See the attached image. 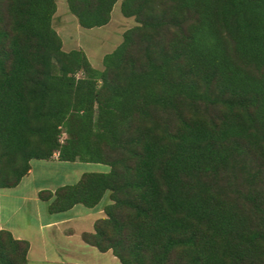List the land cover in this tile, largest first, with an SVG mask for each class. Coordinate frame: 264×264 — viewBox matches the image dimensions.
<instances>
[{
	"label": "trees",
	"instance_id": "1",
	"mask_svg": "<svg viewBox=\"0 0 264 264\" xmlns=\"http://www.w3.org/2000/svg\"><path fill=\"white\" fill-rule=\"evenodd\" d=\"M133 17L94 67L56 0H0V188L32 159L96 162L45 189L103 205L82 239L120 264H264V0H66L83 28ZM0 229V264H29Z\"/></svg>",
	"mask_w": 264,
	"mask_h": 264
},
{
	"label": "rangeland",
	"instance_id": "2",
	"mask_svg": "<svg viewBox=\"0 0 264 264\" xmlns=\"http://www.w3.org/2000/svg\"><path fill=\"white\" fill-rule=\"evenodd\" d=\"M57 11L54 15L53 24L58 33L61 35L63 42V49L70 50L74 48L82 49L88 56L91 64L98 68H102V58L104 54L112 51L122 39V33L128 27L134 25L136 22L133 17H126L120 11V2L115 3L111 11L110 21L99 27L83 28L81 27L75 16L68 11L66 0H56ZM32 173L24 180L25 185L31 187L32 185L55 184L60 178L69 175V182L78 180L81 173L86 171H106L109 169L108 165L96 162L84 161H48L44 159H32L31 162ZM67 173V174H66ZM106 194L102 200V204L108 199ZM21 199L1 200L6 209L3 213H7L9 209L17 210L14 218L26 215L35 226L37 215L46 217H56L58 214L50 215L45 212L44 204L41 205L40 210L36 212L32 205L21 203ZM21 204V205H20ZM20 208L18 209V207ZM86 209L84 205L76 206L75 210ZM37 226L31 228L30 238H35L37 242L42 239V233H47L48 229L38 231ZM48 249V247L46 248ZM88 250L70 253L65 250H57L54 252L51 248L47 253L36 252L34 256L30 257L29 264H120L119 260L112 254V252H101L96 248L88 246Z\"/></svg>",
	"mask_w": 264,
	"mask_h": 264
},
{
	"label": "crops",
	"instance_id": "3",
	"mask_svg": "<svg viewBox=\"0 0 264 264\" xmlns=\"http://www.w3.org/2000/svg\"><path fill=\"white\" fill-rule=\"evenodd\" d=\"M48 161H60L57 159V156L54 155ZM76 162V161H74ZM32 173V167L25 174L20 182L13 187L0 188V199L1 200H11V199H21V203L29 204L33 206V209L40 210L41 205L44 204L45 212H48L50 215L58 214L56 217H46L37 215L35 226L38 231L48 229V232L42 233V239L40 242H37L35 238H30V235L27 234V231L30 232L33 226V222L24 214L14 218L15 212L17 210L9 209L7 213H3L7 206L0 203V229H8L12 235L17 239L27 240L29 242V248L27 252L28 261L30 257L34 256L36 252L47 253L48 249L51 248L52 251L65 250L70 253H75L79 251L88 250V246L93 247L87 244L82 239V233L85 231H92L94 222L97 218L104 215L103 205L99 204L95 207H86V209L75 210L76 206L60 212H51L49 210V204L51 198L43 199L40 197L41 191L48 189L54 191L58 186L73 183L69 182V175L60 178L55 184L51 185H32L28 187L25 185L26 178ZM83 173L80 174V176ZM79 176V178H80ZM78 178V179H79ZM77 181V180H76ZM21 205V204H20ZM82 205V204H81ZM20 206L18 207V209ZM48 247V249H46ZM95 248V247H93Z\"/></svg>",
	"mask_w": 264,
	"mask_h": 264
}]
</instances>
